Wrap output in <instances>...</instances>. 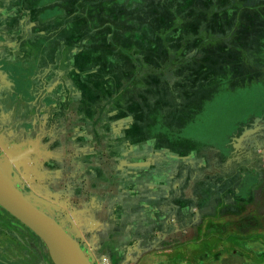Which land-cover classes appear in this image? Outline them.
Segmentation results:
<instances>
[{
  "label": "rangeland",
  "instance_id": "obj_1",
  "mask_svg": "<svg viewBox=\"0 0 264 264\" xmlns=\"http://www.w3.org/2000/svg\"><path fill=\"white\" fill-rule=\"evenodd\" d=\"M115 1L59 0L65 7V11L61 13L67 15L69 20L77 22L80 17L85 16L86 21L90 22L88 27L76 28L73 34L71 41L75 44L74 51L80 54L77 60L82 61L84 58L86 60V55L89 56L88 50L92 48L87 49V42L94 48L100 46L110 50L108 48L110 34L120 41L123 40V31L131 20L136 19L141 23L152 21L143 7L133 12L132 7L138 6L139 2L144 0H120L123 5L121 12L115 11ZM5 2L8 0H0V5ZM254 2L260 3L264 0ZM32 8L31 4L27 6V9L33 12ZM157 9L161 11V8ZM250 14L240 13L232 20L231 25H237L236 28H239L244 18L248 24L252 22L264 24V14L256 16ZM99 20L105 23L103 29L92 28V22ZM212 22V26L225 24L224 19L219 21L217 17ZM174 23L176 24V21L162 26L159 21L153 22L151 30L160 36L159 42L153 44L152 50L140 51L141 54L152 58L151 66L124 63V69L134 71L135 74L130 77L117 74V80L123 88L116 94L115 92L108 94V98L111 97L110 99L114 101L105 108L106 119L95 121L98 111L97 109L92 111V121L88 126L96 135L91 142H95L92 144L97 147L98 154L86 158L76 153H73V158L69 155V161L65 163L64 169L55 176L52 175L54 172L51 175V172H46V175L39 173L36 177L37 170L34 169L36 167H31L32 173L20 177L22 184L18 188L33 204L54 218L79 242L92 264H221L223 255L228 258L247 259L252 264L255 262L258 264V258L248 256L243 250L244 236L234 235L230 230L232 221L228 219H222L219 224L224 227L225 234L216 228L217 223L202 222L200 224L202 230L213 227L216 228L214 231H218L214 235L207 233L201 236L202 240L198 244L189 242L178 247L177 243L184 240V235L193 240L195 238L190 224L184 220V215L196 213L199 199L206 198L212 193L209 183L190 167L189 162L192 160L187 159L188 165L181 176L175 175V179H171L176 187L170 193V197L164 203L148 206L144 203L138 205L131 199L137 195L145 199L148 194L146 186L144 183H135L133 173L129 171L120 174L113 158L116 148H111L113 155L104 153L114 144L109 138V123L106 122L108 115L120 113L124 116L143 115L144 119L135 127L144 136L146 116H149L154 119L153 125L156 129L164 128L177 136L173 141V148H179L181 154L185 156L191 152L194 154L192 150L196 148L198 150L212 148L231 160L236 158L242 163L250 160L259 176L257 189L259 188L262 202L258 204L264 213V76L259 72L256 63L258 55L253 48L256 45L253 40L257 33L249 37L251 51L248 56L251 60L247 62L250 66L247 69L248 74L245 73L242 63L232 66L219 56L213 61L205 60V71L208 69L209 73L203 74L194 56L205 53L206 48H211L212 51L213 45L210 42H202L201 46H195L192 41L170 42L166 38V33ZM50 29V25L40 27V32L46 36ZM55 34L60 41L69 40L62 29ZM215 46L219 50H224L223 43ZM236 46L239 52L243 51L241 44ZM57 48L55 46L51 49L55 51ZM128 51L135 52L136 49L131 46ZM184 56L186 58H183ZM51 62L50 58L45 60L42 68L38 70V77L44 74L47 68H51ZM155 69L161 72L158 75L149 74L156 71ZM37 81L40 82V78ZM97 84L102 86L100 80ZM77 123L78 121L74 120L73 124ZM68 126L70 128L71 123ZM24 150L31 154L33 148H30L27 142ZM8 152H10L8 148L0 146L1 154L8 156ZM0 159H3V155ZM57 175L59 176L56 179ZM14 180L18 178L14 177ZM178 181L180 187L177 185ZM121 194L125 196V200L116 201V196ZM178 199L182 203H178ZM250 208V216L245 221L252 229L257 226L255 218L260 211ZM137 212H141L142 215L153 214L155 217L164 214L166 224L162 228L156 227L148 235L135 234L131 237L134 233L131 227L126 226L122 229L121 225L133 223L134 219L130 217V213L138 216L135 214ZM124 234L128 235V241H122L123 237H126ZM225 238L228 250H224L226 247H220ZM51 244L52 249L36 228L0 206L1 261L6 264H56L53 252L57 245L53 242ZM231 244L235 247L228 248Z\"/></svg>",
  "mask_w": 264,
  "mask_h": 264
},
{
  "label": "crops",
  "instance_id": "obj_2",
  "mask_svg": "<svg viewBox=\"0 0 264 264\" xmlns=\"http://www.w3.org/2000/svg\"><path fill=\"white\" fill-rule=\"evenodd\" d=\"M119 1L114 2L117 12H121L123 6ZM254 1L144 0L132 7L133 12L143 7L152 21L141 23L136 19L131 20L123 31V40L120 41L110 34V50L100 46L96 49L87 42V49L91 47L92 50H88L89 56L86 55L87 59L82 61L77 60L80 54L74 51L75 44L71 40L76 28L89 26L90 22L86 21L85 16L80 17L77 22L69 20L67 15L61 13L65 11V7L59 0H8L3 3L0 5V146L8 148L10 152L8 156L0 153V157L3 155V159H0L1 168L12 183L19 187L22 184L20 177L32 173L31 167H36V177L39 173L46 175V172H51L50 175L54 172L52 175L55 176L64 169L69 155L73 158V153H76L86 158L98 154L95 142H91L96 135L88 126L92 121L91 113L97 109V122L106 119L105 108L114 101L111 97L108 98V94H116L123 88L117 80V74L127 77L135 74L134 71L125 70L124 63L151 64L152 58L140 51L152 50L153 44L159 42L160 36L151 30L154 21H159L162 26L176 21L166 33V38L172 43L192 41L195 46H201L202 42L213 45L212 51L211 48H206L205 53L194 56L203 74L209 73L208 69L205 71V60L213 61L218 56L232 66L242 63L248 74L250 66L247 62L251 60L248 56L251 51L249 37L257 33L253 48L258 55L256 63L259 72L264 76V24L251 23L249 17L251 24L244 18L239 28L231 25L232 20L240 13H251L250 16L264 14V2ZM30 4L33 12L27 9ZM157 8H161V11ZM216 17L219 21L224 19L226 25L212 26ZM92 24V28L98 30L105 25L100 20ZM47 25L51 29L44 36L40 27ZM61 29L66 32L69 40H59L55 33ZM191 29L196 31L192 32ZM219 43H223L224 50L217 49L215 45ZM238 44H241L243 51L239 52L236 48ZM55 46L58 48L52 51L51 48ZM131 46L136 49L135 52L128 51ZM207 51L212 53H206ZM49 58L52 59L51 68H47L38 77V70ZM155 70L149 74L158 75L161 72L159 69ZM182 71L183 69L180 73ZM38 78L40 82L37 81ZM99 80L102 86L97 84ZM107 117L109 138L114 144L104 153L109 154L111 148H116L113 158L120 174L129 171L133 173L135 183H144L146 186L147 197L144 199L140 195L134 196L131 198L133 202L148 206L164 203L176 187L171 179L184 173L188 158L192 160L189 162L190 167L200 173L211 186L212 193L199 199L196 213L184 215V220L190 224L194 240L184 235V240L177 243L178 247L189 242L198 244L202 240L201 236L207 233L214 235L218 231H214L216 228L225 234L224 227L219 224L222 219H228L232 221L230 230L234 235L244 236L243 250L248 256L258 258V264H264V213L258 204L262 202V196L258 192L259 188L257 189L260 180L250 160L246 163L239 162L236 158L231 160L212 148H196L192 150L194 154L191 152L185 156L179 148H173V141L177 136L164 128L156 129L154 119L149 116H146L145 136L135 127L144 119L143 115L124 116L120 113ZM74 120L78 123L73 124ZM27 142L33 143V147H30L33 148L31 154L24 150ZM14 177L18 180H14ZM177 185L180 187L179 181ZM115 199L122 202L125 196L121 194ZM177 202L182 203L179 199ZM250 207L260 211L258 217H254L257 220L254 229L245 221L250 216ZM135 214L138 216L130 213L133 223L121 225L122 229L131 227L132 233L134 232L131 237L135 234L148 235L156 227L162 228L166 224L164 214L156 217L153 214L142 215L141 212ZM206 221L217 223L216 228L202 230L200 224ZM124 236L126 237L122 241H128V235ZM226 242V238L221 242L220 247H226L224 250H228ZM234 247L231 244L228 248ZM221 258V264H252L247 259L228 258L226 255ZM0 264L6 263L0 260Z\"/></svg>",
  "mask_w": 264,
  "mask_h": 264
},
{
  "label": "water",
  "instance_id": "obj_3",
  "mask_svg": "<svg viewBox=\"0 0 264 264\" xmlns=\"http://www.w3.org/2000/svg\"><path fill=\"white\" fill-rule=\"evenodd\" d=\"M33 147V143H30ZM95 198L93 199L94 202ZM0 206L11 215L23 219L37 229L52 249L56 264H92L79 242L54 218L47 215L15 186L0 166Z\"/></svg>",
  "mask_w": 264,
  "mask_h": 264
}]
</instances>
